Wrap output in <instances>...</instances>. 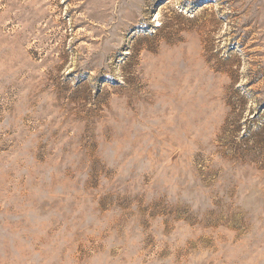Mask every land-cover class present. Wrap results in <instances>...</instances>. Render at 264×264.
<instances>
[{
  "label": "rangeland",
  "instance_id": "rangeland-1",
  "mask_svg": "<svg viewBox=\"0 0 264 264\" xmlns=\"http://www.w3.org/2000/svg\"><path fill=\"white\" fill-rule=\"evenodd\" d=\"M0 264H264V0H0Z\"/></svg>",
  "mask_w": 264,
  "mask_h": 264
}]
</instances>
